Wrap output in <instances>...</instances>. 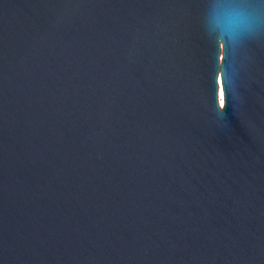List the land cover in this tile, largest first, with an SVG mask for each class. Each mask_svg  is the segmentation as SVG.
<instances>
[{
  "label": "water",
  "instance_id": "95a60500",
  "mask_svg": "<svg viewBox=\"0 0 264 264\" xmlns=\"http://www.w3.org/2000/svg\"><path fill=\"white\" fill-rule=\"evenodd\" d=\"M0 264H264V0H0Z\"/></svg>",
  "mask_w": 264,
  "mask_h": 264
},
{
  "label": "clouds",
  "instance_id": "9594fccd",
  "mask_svg": "<svg viewBox=\"0 0 264 264\" xmlns=\"http://www.w3.org/2000/svg\"><path fill=\"white\" fill-rule=\"evenodd\" d=\"M228 95H229V85L228 88L226 89V101H225V105L223 108H218V114H224L226 113V110L228 108Z\"/></svg>",
  "mask_w": 264,
  "mask_h": 264
},
{
  "label": "bare ground",
  "instance_id": "6f19581e",
  "mask_svg": "<svg viewBox=\"0 0 264 264\" xmlns=\"http://www.w3.org/2000/svg\"><path fill=\"white\" fill-rule=\"evenodd\" d=\"M220 99H221V97H220Z\"/></svg>",
  "mask_w": 264,
  "mask_h": 264
}]
</instances>
